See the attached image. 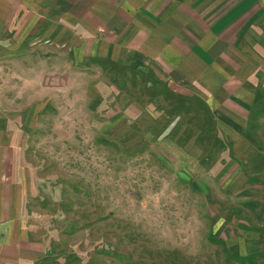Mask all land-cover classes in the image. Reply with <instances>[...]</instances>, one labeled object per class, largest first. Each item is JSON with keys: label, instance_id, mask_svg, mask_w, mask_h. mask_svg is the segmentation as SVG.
<instances>
[{"label": "rangeland", "instance_id": "1", "mask_svg": "<svg viewBox=\"0 0 264 264\" xmlns=\"http://www.w3.org/2000/svg\"><path fill=\"white\" fill-rule=\"evenodd\" d=\"M245 22L252 34L232 44H254L264 64L256 23ZM110 47L43 70V85L0 86L27 129V208L45 241L35 264H264V150L218 149L198 102L177 100ZM203 79L189 86L199 95L212 83Z\"/></svg>", "mask_w": 264, "mask_h": 264}, {"label": "crops", "instance_id": "2", "mask_svg": "<svg viewBox=\"0 0 264 264\" xmlns=\"http://www.w3.org/2000/svg\"><path fill=\"white\" fill-rule=\"evenodd\" d=\"M220 1L0 0V86L13 87L18 79H42L43 85V70L67 69L68 59L75 67L116 44L130 55L125 64L164 82L177 100L200 104L205 123L218 134V149L263 152L253 128L264 122V64L254 44L232 41L252 34L238 27L254 20L260 33L255 44L264 49V0ZM166 69L173 85L163 80ZM201 77L212 80L201 88L203 95L189 87ZM12 91L0 89V264H35L45 241L27 208L25 184L34 180L21 160L27 129L19 126L16 110L3 104L14 102L6 96Z\"/></svg>", "mask_w": 264, "mask_h": 264}]
</instances>
